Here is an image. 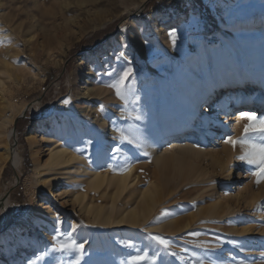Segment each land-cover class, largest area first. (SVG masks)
I'll use <instances>...</instances> for the list:
<instances>
[{
  "label": "rangeland",
  "instance_id": "obj_1",
  "mask_svg": "<svg viewBox=\"0 0 264 264\" xmlns=\"http://www.w3.org/2000/svg\"><path fill=\"white\" fill-rule=\"evenodd\" d=\"M150 1L0 0V264H28L54 243L57 226L74 229L84 244L80 264H121L132 254L124 241L150 255L159 252L157 264H264V183L257 186L248 171L254 166L239 159L245 147L237 145L234 160L224 161L231 172L209 157L199 167L177 166L166 153L168 131L175 121L192 127L167 116L163 106L169 100L175 107L181 98L183 89L164 93L174 74L196 72L207 81L203 71L215 63L214 51L225 53L221 89L234 88L233 78L244 81L241 92L262 84L264 0H190L189 7L202 13V27L175 32V44L170 33L190 14L169 9L183 8L186 0H170L169 9ZM106 29L111 32L89 47L86 41ZM129 68L122 101L105 85ZM207 83L203 88L212 89ZM233 114L231 108L222 122L207 124L203 110L189 119L203 129L196 147L222 156L232 147L223 140L239 139L229 124ZM254 116L264 119V111ZM21 119L19 130L15 121ZM122 132L140 148L121 143ZM250 135L253 143H264L259 134ZM155 141L159 160L151 154ZM61 148L74 158L55 166L51 154ZM129 163L136 169L126 187L115 173ZM95 172L107 175L98 189ZM140 207L133 223L129 216ZM17 226L25 230L13 238ZM149 234L170 240L176 255L165 254ZM77 255L50 253L43 264H68Z\"/></svg>",
  "mask_w": 264,
  "mask_h": 264
},
{
  "label": "bare ground",
  "instance_id": "obj_2",
  "mask_svg": "<svg viewBox=\"0 0 264 264\" xmlns=\"http://www.w3.org/2000/svg\"><path fill=\"white\" fill-rule=\"evenodd\" d=\"M215 57V63L210 68V70L205 69L203 72L206 75L207 81H202L199 77L198 73H188L187 76L183 73H176L172 77L173 84L169 82V84H165V94L170 95L171 92L174 91V88L183 89L181 92V98L178 100H174L173 104L175 107H172L169 100H165L163 103L164 110L166 115L169 116H176V118L183 123L187 120L188 124L192 127V129H185L182 125H179L176 121L173 123V127L168 131V138L172 139L170 143H168V147L166 149V153H170L173 156V160L177 166L185 165L187 163H192L194 167L200 166V161L209 157L211 162L217 164L222 169H225L227 166V160L229 163V159L231 158L233 161L234 155L239 152V149L233 147H227L224 150L223 155H210L206 154L205 150L198 149L196 147L197 142H199L200 137L199 133L203 130L202 128H198L197 123H192L190 120L199 113V111L204 110V115H206V123H210L212 121H219L222 122V117L226 116L227 113L231 112V108L234 109V114L232 115V119L230 120L229 124H234L233 128L240 138L242 136L241 126H244V123L248 120H243L239 118L240 112H248L255 115H260L261 111H264V103H257L255 99H260L264 97V80L261 85L258 84H248L246 87L247 92H241V87L243 86L244 81L240 78H233L231 83H234V88H227L221 89L219 87L220 82L224 81V73L222 71V61L225 60L223 56L225 53L222 50L214 51L213 52ZM208 70V71H207ZM201 75V74H200ZM238 75V74H237ZM240 75V74H239ZM232 79V78H231ZM207 82H211L213 88H208L207 90L203 88L204 85H207ZM202 85V87H198ZM175 85V87L173 86ZM208 86V85H207ZM236 86V88H235ZM93 87H89V91H93ZM180 93V92H179ZM257 93V94H253ZM193 94L197 95L194 97ZM165 95V96H166ZM256 95V96H255ZM236 96L238 97L237 100L232 98ZM189 99V102H187ZM251 102L253 104H251ZM201 104H204V108ZM220 104V106H219ZM233 104V105H231ZM219 107V109H217ZM229 106V108H228ZM202 107V110H201ZM254 107V110L252 111ZM177 108L180 109V112L177 111ZM201 115V114H199ZM256 119V116H254ZM190 119V120H189ZM176 120V119H175ZM205 119H200V123H204ZM248 123V122H247ZM55 121H51V128L54 127ZM203 127V126H202ZM205 130V129H204ZM67 132H59L58 134L54 133V139L59 137L61 139L64 138V135ZM53 140V139H52ZM56 140V139H55ZM164 142V141H163ZM56 143V142H55ZM61 144V143H60ZM154 149L152 150L151 154L155 155L156 159L159 160L163 158V156L159 155V152L156 151L155 147L157 145V141L154 142ZM239 147V146H238ZM7 153L10 151L7 149ZM73 155L64 151L62 148L58 149L54 153L51 154V163L55 166H62L66 163H69L73 160ZM229 158V159H228ZM226 163H225V162ZM50 163V164H51ZM231 163V162H230ZM2 168L4 165H1ZM136 167V166H135ZM134 165H132L131 170L127 172L125 175H120L119 173H115L118 176L119 181L121 184L127 185V180L129 176L133 173L134 169H136ZM228 169L232 170V167L227 166ZM208 175H211L212 171L205 170ZM95 181H94V188L98 189L101 188L105 181L106 176L101 173L95 172ZM127 187V186H126ZM142 212V209L138 211H133L130 214V218L133 223H138V216ZM109 218V217H108ZM123 222V220H121ZM134 226V225H133ZM25 230V227L17 226L14 230V234L12 235L13 238L17 235L21 234Z\"/></svg>",
  "mask_w": 264,
  "mask_h": 264
},
{
  "label": "snow or ice",
  "instance_id": "obj_3",
  "mask_svg": "<svg viewBox=\"0 0 264 264\" xmlns=\"http://www.w3.org/2000/svg\"><path fill=\"white\" fill-rule=\"evenodd\" d=\"M170 35L173 37V44H175V36L176 33L172 32ZM123 56L124 53L121 52L119 54ZM131 69L129 68L127 71L123 72L119 75L114 82H109L105 86L112 88L115 90L116 96L120 100H125L127 96L126 91V80L131 73ZM64 103H71L70 99H66ZM100 110L104 111V106L100 105ZM239 118L243 120H248L250 123L245 124L243 136L241 138H235L232 135H228L227 138L223 140L224 143L230 144L234 149L237 145H243L246 149L243 155L239 157L240 160L245 161L248 165L254 166V168H250L249 174L255 177L256 184L264 183V143H253L252 136L250 134L256 133L259 134V138L264 140V119L256 120L254 115L248 112H240ZM137 120L142 119V117L137 116ZM121 143L127 142L129 144L134 145L137 148H140V144L137 141L130 139L123 132L121 133ZM90 144V142H88ZM121 149L119 147L112 150V158H117V154H119ZM143 155L147 156V152H143ZM132 164H127L126 167H123L119 170L120 175L127 174L128 171L131 170ZM110 170L115 171V169ZM57 225L60 224V221L57 220ZM74 229L72 231H62L59 226L55 227L52 233L54 243L52 245L47 246L44 250L39 251L35 254L33 258L28 261V264H43L46 258L50 256V253H61V254H70L77 253L78 255L74 260L68 261V264H80L81 259L84 255V244L82 242H77L73 235ZM149 239L155 242L157 245H160L164 249V253L167 255L175 256L176 253L170 251L172 242L168 239H165L161 236H152L149 234ZM123 246L129 250L131 253L125 260L121 261V264H157L158 257L160 253L157 252L155 255H150L148 251L141 250L138 245H136L132 241H124L122 242ZM58 264H65V262L61 259L58 261ZM203 264V261H201Z\"/></svg>",
  "mask_w": 264,
  "mask_h": 264
},
{
  "label": "crops",
  "instance_id": "obj_4",
  "mask_svg": "<svg viewBox=\"0 0 264 264\" xmlns=\"http://www.w3.org/2000/svg\"><path fill=\"white\" fill-rule=\"evenodd\" d=\"M173 1V0H172ZM190 0H186L185 2L182 1L183 3V8H181L180 6H175V4H171L172 6H175L171 9L170 6L168 5V9L169 10H172V13H174V11L176 10L177 11V14L179 15H182V13H180L179 11H184L186 10V12H184L185 16L188 14H190L188 16V19H186L185 17L183 18V21L181 24H179L173 31L176 32V33H181V34H184L186 31V28L187 29H190V30H196V29H199L200 27H202V18H201V14L200 12H196L199 7H196V5H193L191 8L189 7V5L187 4ZM207 1H210V0H207ZM171 3V2H170ZM191 9V10H190ZM183 17V16H182Z\"/></svg>",
  "mask_w": 264,
  "mask_h": 264
},
{
  "label": "trees",
  "instance_id": "obj_5",
  "mask_svg": "<svg viewBox=\"0 0 264 264\" xmlns=\"http://www.w3.org/2000/svg\"><path fill=\"white\" fill-rule=\"evenodd\" d=\"M156 1H157V0H151L150 2H153V3L155 2V4H156ZM169 2H170V0H160V4H161V6H167ZM109 32H111L110 29H106V30H103V31H99V32H97L96 34H94L93 37H91L90 39H88L86 42H87V44L89 45V47H93L95 44L98 43L96 40H97L100 36L106 35V34L109 33ZM82 45H83V42L80 43L79 45H77V47L73 50V55H75L77 52L80 51ZM25 121H26V120H22V119H21V120H18V121L16 122V128L19 129V130L22 129V127H21L20 125H21V124H24ZM26 161H27V164L30 166V162H29V158H28V157L26 158ZM6 173H7V169H5L3 175L5 176Z\"/></svg>",
  "mask_w": 264,
  "mask_h": 264
},
{
  "label": "water",
  "instance_id": "obj_6",
  "mask_svg": "<svg viewBox=\"0 0 264 264\" xmlns=\"http://www.w3.org/2000/svg\"><path fill=\"white\" fill-rule=\"evenodd\" d=\"M31 105H32V104H30V105L27 107V109H28ZM27 109L23 112V115H22V116H24V113L27 111ZM22 116H21V117H22ZM21 117H20V118H21ZM16 121H17V120H16ZM16 121H15V123H16Z\"/></svg>",
  "mask_w": 264,
  "mask_h": 264
}]
</instances>
